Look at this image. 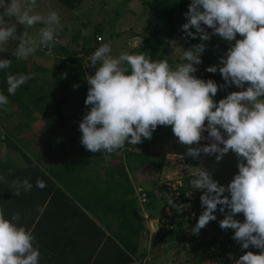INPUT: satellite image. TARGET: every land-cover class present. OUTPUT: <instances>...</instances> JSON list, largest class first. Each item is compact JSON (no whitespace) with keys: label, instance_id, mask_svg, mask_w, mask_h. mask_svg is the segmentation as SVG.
I'll return each mask as SVG.
<instances>
[{"label":"clouds","instance_id":"1","mask_svg":"<svg viewBox=\"0 0 264 264\" xmlns=\"http://www.w3.org/2000/svg\"><path fill=\"white\" fill-rule=\"evenodd\" d=\"M36 8L37 0H0V51L18 41L12 56L22 60L54 45L62 29L61 16L55 10L41 13ZM185 17L182 31L187 36L195 39L199 35L202 41H209L218 35L235 42L221 57L220 66L206 69L209 73L219 71L226 85L194 75V65L202 63L205 43L183 49L184 62L175 66L167 59L153 60L146 53L114 56L112 42L102 43L90 57L96 71L86 76L89 90L85 104L90 110L79 124L80 143L108 158L126 144L151 140L158 126H172L179 143L186 146V156L198 159L202 153H218L219 162L230 151L235 153L238 174L226 187L203 167L195 168L190 183L193 189L204 190L200 197L204 210L192 231L199 233L216 220L213 213L221 206L219 211L225 214L221 229L234 230L232 239L242 249L252 246L260 250L259 254L246 252L235 264H264V0H191ZM5 18L14 19L15 24ZM17 25L24 27L22 35H17ZM204 26L213 30L211 35ZM28 28L36 31L30 34ZM12 63V59L0 58V70L9 69ZM34 76L8 72V94L15 95ZM232 85L247 88L231 92L217 103L214 97L219 88ZM8 102V96L0 92V107ZM205 132L211 143L200 147ZM0 181L7 182L6 177L0 176ZM35 186L44 189L46 183L38 178ZM11 188L19 196L22 191H31L33 184L27 178H17ZM167 201L177 211L188 207L175 205L171 197ZM37 211L43 209L38 206ZM241 213L243 222L234 218ZM20 220V212L6 218L0 211V264H40L41 252L33 232Z\"/></svg>","mask_w":264,"mask_h":264},{"label":"crops","instance_id":"2","mask_svg":"<svg viewBox=\"0 0 264 264\" xmlns=\"http://www.w3.org/2000/svg\"><path fill=\"white\" fill-rule=\"evenodd\" d=\"M97 1L102 7L111 8L110 11H106V14L111 15L109 22L104 20V14L101 17L102 7L96 13H89L87 17L82 15L83 7L81 6L83 2L70 10L58 0H37L36 11L47 13L50 10H55L60 14L62 29L56 36L53 46L44 50L38 49L27 59L21 60L24 64V71L29 75L34 73L37 78H41V75L50 71L49 69L55 64V59L78 52H83L90 58L102 43L108 41L112 42V55L114 56H118L121 52L144 53L145 50L142 49L144 41L154 38L151 21L148 20V17L146 18V25L143 26L145 16H143L144 11L141 8L149 6L142 4V0H128V2L140 4V10H131V4L127 7V14L130 17L136 18V15L138 17L135 21L133 18L125 20L129 27L123 29L121 27L122 17L117 14L115 16L114 10L112 11L118 1ZM5 19L7 23L15 24L14 19ZM137 25L139 29L133 31L131 26L136 28ZM89 26H92V33H89L91 29L88 31ZM36 27L38 28L40 25ZM35 29L28 28L26 30L31 34L36 31ZM24 31L22 25H17V35H22ZM96 36L101 37V41L98 42ZM192 43L182 35H174L163 44L162 60L167 59L172 66L184 62L182 60L183 49L191 48ZM17 44L18 41H11L6 46L7 51H0V58H13L12 52ZM94 68L96 69V67ZM196 68L198 71L200 66ZM86 76L88 75L84 74L85 80ZM79 78L81 79V74H79ZM85 85L86 94L83 95L80 92L73 94L60 107L61 119L57 123H48V127L45 126L49 129L47 138L50 142L47 143L48 147L44 148L45 152L43 151L41 156L35 153V147L32 144H27L26 148L24 147L27 152L17 145L18 143L14 140L17 138L16 132L13 134V142L27 155L32 164H28L26 159L6 145L5 142H0V166L2 170L0 176L6 177L7 180V182L0 181L1 211L5 217L11 216L15 212L21 213L19 223L33 232L36 246L41 252L40 264H48L49 262L52 264H137L135 260L146 255L151 258L147 264H235V261L248 251L259 254L260 250L252 246L248 249H242V246L232 239L234 230L221 229L220 221L225 218V214L219 211L221 206H218L217 211L213 213L217 217L216 220L210 221L199 233H193L192 230L204 210L201 207L200 199L204 190H195L191 187V190L186 194L188 202L185 206L188 207H184L182 211H177L175 207L166 202L167 198L171 197L175 205H183L179 202L177 193L183 179L176 178L184 168H189L188 166L193 160L185 155L186 146L179 143L178 138L173 134L172 126H158L151 140L142 138V142L137 145L126 144L124 149L111 154L108 158L104 157L102 151L93 153L86 150L80 143L82 133L79 131L89 90L87 80ZM230 87L235 88V85ZM224 89L228 92L231 90L229 87H224ZM243 90L237 88V91ZM222 96L224 97L223 94ZM0 113L2 115V119L0 118V135L2 133L11 134L12 132H7V129L1 127L2 125L7 127L8 122H5L6 119L3 116L9 113H5L2 107H0ZM50 126H54L55 129ZM20 128L22 129V127ZM57 132L64 134L63 140L65 141L60 143L59 148L56 146L54 148V143L51 141L56 137L55 133ZM67 139L70 140L66 141ZM141 151L164 155V164L160 173L150 174L137 170L134 157L128 156L127 152L139 153ZM216 155L219 154L217 153L212 157L201 154L198 159L194 158L196 164L192 162L193 167L189 168L192 171L188 173L191 180L195 178V168L199 167L209 171L215 181L221 180L227 174V166H225L224 158L217 162ZM73 160H79L84 164V172L75 170L71 175L57 174L56 176L50 173L51 170L58 171L64 164ZM116 162L124 164L128 180L120 179V176L114 175V178H118L119 182L122 183V191L117 194L112 192L111 201L115 197L121 198L123 201L120 207L121 211L123 213L131 210L137 211V216L144 227L139 237L138 251L133 256L128 254L132 260L128 263H121L120 260L123 255L115 248L113 236L118 231L117 219L107 212L105 206H108L109 203L106 202L104 206H100L94 202L99 189L104 190L106 182L109 180L103 173L104 169L109 164ZM36 169L41 170L46 178L35 173ZM228 170L231 171V168ZM17 178L29 179L33 184L32 190L29 192L22 191L19 196H15L11 182ZM38 178L46 183L44 189L35 186ZM50 181L54 182V189H60L65 197L74 200L78 208L93 221L99 231L81 220L82 226L77 227L76 237L71 240L67 239V220H69L66 216L67 208L63 199L52 192ZM165 185H171V192L167 193L166 190H169V187L166 188ZM99 186L100 188H98ZM130 186L133 189L132 192ZM139 193H145L148 199L147 203H149L143 212L138 200ZM53 196H56L57 199H53L50 203ZM76 197H82L86 206L81 205ZM129 201H133L131 205ZM38 206L43 209L42 212L37 211ZM234 218L240 222L245 219L242 213L237 214ZM24 220L25 223H22ZM79 220L78 218L77 221Z\"/></svg>","mask_w":264,"mask_h":264},{"label":"trees","instance_id":"3","mask_svg":"<svg viewBox=\"0 0 264 264\" xmlns=\"http://www.w3.org/2000/svg\"><path fill=\"white\" fill-rule=\"evenodd\" d=\"M58 1L68 9L72 10L83 0H58ZM147 1H148L147 5L152 9L154 13V24L157 27L158 31L157 30L155 31L156 36L154 38L146 39L144 41L142 49L145 50L144 53L151 56L153 60H162L161 57H162V53L164 52L163 44L165 43V41L169 40L176 34L182 35L186 40H188L191 43L199 38V35H197L195 39L190 36H187L186 33L182 31V28L181 29L179 28V23H182L183 26L187 22L185 13L188 12L189 10V4L191 0H147ZM190 31L195 33L194 28L190 29ZM80 53L85 54L83 52H78L77 54L65 55V57L63 58L55 59L56 60L55 64H53L52 66V78H53L52 83L55 87L54 93L52 92V94L54 95L53 98L54 103L52 105L40 107L42 110H45V112L48 114V116L46 117L48 123H57L59 119H61L60 107L73 94H75L76 92H80V93L86 92V85H85L86 80L84 78V73H83L84 62H83V58L79 56ZM11 59L13 61L11 67L7 70H0V90L1 92L5 93L6 96H8V98L12 102H15L17 106L23 108L24 99L21 96L23 94H26L27 96H29V100L33 99L30 97L29 83L30 82L36 83L38 79L32 78L28 80L24 85H22L17 90L15 95H9L7 93V82H6L7 73L11 72L13 74H18V73L28 74L27 72L24 71V64L21 60H17L14 57ZM201 60L202 63L200 69L196 73H194V75L197 78L204 80L212 79L217 83V76L213 73H209L206 71L207 67L211 63V58L207 55H201ZM79 74H81V79L79 78ZM64 82L68 85L67 87L68 90H66ZM75 85H79V87L75 88L74 87ZM221 99H224V97L222 96L220 90H218V93L214 97V100L218 103ZM31 101L34 102L35 110L37 112H40L41 110L37 108V106H39L38 100L35 98L34 100ZM40 114L42 113L40 112ZM0 118L2 119L1 113H0ZM7 135L8 134H6V136ZM203 135L206 137V139L200 142L199 145L200 147L207 146L211 143V141L207 139L208 133L205 132ZM6 136L4 133L3 139L5 140L4 141L5 144L16 150L24 159L27 160V162H29L28 164H32L29 158L27 157V155L13 142V138H12L13 136H10L9 138H5ZM193 147H196V145H193ZM221 147H223V145H221ZM127 155L134 157V160L136 161L137 164L135 167L140 172L158 174L162 170L164 164L163 154L141 151L139 153L127 152ZM202 155L211 156V157L214 156L203 153ZM192 159H193L192 160L193 164H196L194 158ZM75 170H80V172H84V164L79 160H73L68 164H64L60 169H58V171L51 170L50 173L55 176L57 174L71 175L73 174L72 172ZM35 173H38V175H43V177L46 178L44 173L39 169H36ZM103 173L106 175V178L108 177L109 180L106 182V186L104 187V190L99 189L100 191L98 195L95 196L94 202H96L100 206H104L106 202L109 203L108 206H105V208L109 214H111L113 217H115V219H117L116 224L118 227V231L115 233L113 238L115 242L114 243L115 248L118 249V251L123 255V258L120 261L121 263L132 262L129 255L133 256L138 251L139 237L141 236V232L144 230V227L137 216V211L131 210L127 213H123L121 211L120 207L123 204L121 198L115 197L111 201L112 192L114 194H117V193H121L122 191L121 188L122 183L119 182L118 178H114V175L120 176V179L128 180L127 173L124 169V164L122 162L109 164L104 169ZM0 174H2L1 166H0ZM190 180H191L190 176H186L183 179L180 187H178L177 189L178 200L183 205H185L188 202L186 198V194L191 190ZM50 187L52 192H54L56 196L59 195L61 199H63V201L65 202V207L67 208L66 216L67 218H69V220H67V232H68L67 239L71 240L76 237L75 232L78 229L77 227L82 226L81 220L84 223H88L89 225L95 227L93 221L90 218H88V216L85 215V213L78 208L77 204L74 203L73 199H71L70 197H65V195L61 193L60 189L58 188L54 189L53 181H50ZM98 188H100V186ZM132 190L133 189L130 186V191L132 192ZM56 196L52 197L50 203L53 201V199H57ZM76 200H78V202H80L81 205L86 206V204L83 202L82 197H76ZM132 202L129 201V204L131 205ZM0 211H1V206H0ZM10 217L11 216L7 215L6 218H10ZM78 218L80 219L79 220L80 222L77 221ZM22 223H25V220L22 221ZM48 264H52V263L49 262ZM53 264H57V263H53Z\"/></svg>","mask_w":264,"mask_h":264},{"label":"rangeland","instance_id":"4","mask_svg":"<svg viewBox=\"0 0 264 264\" xmlns=\"http://www.w3.org/2000/svg\"><path fill=\"white\" fill-rule=\"evenodd\" d=\"M118 3H116L115 7L112 8L113 13L121 16L123 23L121 24V27L123 29H127L129 27V25H126L125 20L133 18V21H135V19L138 17V15H136V18L134 17H130L129 14H127V7L131 4V10L134 11H139L140 10V4H134L137 2H128V0H117ZM82 6L83 7V16H87L89 15V13H96L97 10L102 7L100 6L99 2L97 0H83L82 1ZM142 4L146 5L147 4V0H142L141 1ZM90 7V9H89ZM144 12H143V16L144 17V22H143V26L146 25V18L148 17V20L151 21V27L153 30V36L155 37V31L157 29V27L154 24V13L152 11V9L150 7H143L141 8ZM111 8H104L102 7V11L100 12L101 17L102 14L103 18L106 22H109V19L111 18L110 14H106V11H110ZM141 15V14H140ZM93 20V19H90ZM93 24V23H92ZM139 26L137 25V27L135 28V26H131V28H133V31L138 30ZM206 31L211 35L212 33V29L207 28L206 26H204ZM146 28H149L146 26ZM179 28H182V23H179ZM91 29V31L89 30ZM36 30V29H35ZM88 31H90L89 33H92V26L88 27ZM141 28H140V32H141ZM140 34V33H138ZM237 39H242V37H240L239 35H237ZM179 40V39H178ZM200 43H205L206 48L205 51L201 54V55H207L211 58V63L208 67L210 66H220V59L221 57H224L228 51V49L232 46V44H234L235 42H228L226 40H224L223 38L219 37L218 35H212L211 39L209 41H202L200 39V37L198 39H196V41H194L192 43V46L200 44ZM191 46V47H192ZM195 67H199L201 66V64L199 65H194ZM207 67V68H208ZM34 70V68H32ZM50 71H48L47 73H45V75H41V78H37L36 76H34L37 80V82H33V83H29V91H30V97L33 99L29 100V96H27L26 94H23L21 97L24 99V106L23 108H20L19 106H17L15 104V102H12L9 98H8V104L3 106L2 109L5 113H11V115L7 114L6 116L4 115V119H6L5 122H8L7 127L5 128L3 125L1 126L3 129H7V132H12L11 134H8L6 136L5 134V138H9L10 136H13V134L16 132L15 136L17 137L15 140V142H17L20 147L24 148L25 146H27V144H32L35 147V153H37V155H42L41 153H43V151L45 152L44 148L48 147L47 143L50 142L48 141V120H46V117L48 116V114L45 112V110H42L40 107L41 106H48V105H52L54 103L53 98L54 95L52 94V92L54 93V85L52 83V68L49 69ZM88 75H91V72H88ZM217 76V84L220 86H224L226 84V81H224V79L222 78V75L219 73V71H217L216 73H213ZM66 90H68V85L64 82ZM42 88V89H41ZM231 90H229V92L227 90L224 89V87H220L219 90L221 92V94L224 95V97L226 98L228 94H230L231 92L237 91V87L235 86V88L229 87ZM247 85H245L244 90H246ZM41 89V90H40ZM228 89V88H227ZM1 92V90H0ZM3 93V92H2ZM8 93V92H7ZM69 93V92H68ZM4 95H6L5 93H3ZM28 94V93H27ZM78 94V93H77ZM85 93H83V95H85ZM62 97V96H60ZM37 99L39 102V106H37V108L39 110H41L40 112L42 114H40V112H37L34 108V102L31 100ZM65 98V97H64ZM84 109V115H86L87 111L89 108L88 106H85ZM37 109V110H38ZM38 110V111H39ZM28 113H30V115H28ZM20 125V126H19ZM6 126V125H5ZM46 126V127H45ZM19 127V128H18ZM22 127V129L20 128ZM52 129L54 126H50ZM17 129H19L20 131H18ZM57 129V127H56ZM56 131V130H55ZM56 137L51 141L53 142V146L55 148H59L61 145L60 143H62V141L64 138V134L57 132L55 133ZM66 135V134H65ZM70 137V136H68ZM53 138V137H51ZM66 138V137H65ZM70 139H67L66 141H68ZM4 139L0 138V142H4ZM26 148V147H25ZM24 148V149H25ZM25 151L27 152V149H25ZM29 152V151H28ZM225 159V166H227V170H226V175L223 176L221 178V180H219V184L222 186H227L234 178V176L236 174H238V157L235 153L233 152H229L224 156ZM192 162L190 163V165L188 166L193 167ZM223 167V166H222ZM189 168H184L178 175L177 178L184 179L186 176H188V173L190 171H192L191 169L189 170ZM231 168V171H229L228 169ZM175 179V180H176ZM173 180V181H175ZM170 183H172V181H170ZM166 188L169 187V190H166L167 193L171 192V185H165ZM225 196H229L230 198V194L229 193H225ZM168 202V201H166ZM149 203H146L144 206L140 207L142 208V212L143 210L146 209V206H148Z\"/></svg>","mask_w":264,"mask_h":264},{"label":"built area","instance_id":"5","mask_svg":"<svg viewBox=\"0 0 264 264\" xmlns=\"http://www.w3.org/2000/svg\"><path fill=\"white\" fill-rule=\"evenodd\" d=\"M98 37L99 36H96V40L99 42V41H101V39H97ZM79 56L83 58V62H84L83 63V73L85 75H88L89 74L88 72H91V75L92 74L95 75L96 69L91 65L89 56L88 55H85V54H82V53H80ZM0 138L1 139L4 138V133H2L0 135ZM138 200H139L140 205H144V204L147 203V200L148 199H147L145 193H139L138 194ZM150 260H151L150 256L146 255V256H143L141 259H136L135 262L137 264H147Z\"/></svg>","mask_w":264,"mask_h":264}]
</instances>
